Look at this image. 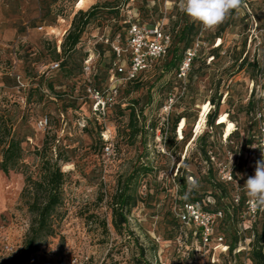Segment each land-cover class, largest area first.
<instances>
[{"label":"rangeland","instance_id":"rangeland-1","mask_svg":"<svg viewBox=\"0 0 264 264\" xmlns=\"http://www.w3.org/2000/svg\"><path fill=\"white\" fill-rule=\"evenodd\" d=\"M55 1V6L45 1L48 7L53 6L46 25L35 26L22 39L0 42V119H10L11 134L22 140L25 151L18 171L8 176L0 171V264H140L135 260L139 249L144 251L141 264H211L213 257L217 262L221 258L220 264H228L219 252L204 254L199 242L189 239L187 231L178 227L171 208L175 206L181 164L188 189H194L200 199L211 197L202 146L213 158L210 161L217 177L216 165L232 168L240 149L243 165H254L244 147L249 139L253 142L250 147H255L260 136L261 121L250 116L248 102L252 99L256 110L264 112V0H243L241 10L224 21L228 26L221 39L216 38L219 26L209 31L199 24L192 79L188 74L180 79L175 72L151 70L142 76V87L129 97L128 86L120 87L109 115L94 112L92 100L84 91V60L91 56L90 80L94 77L95 87L106 89L108 71L116 59L124 60V67L129 63V28L138 25L150 31L158 27L173 37L183 12L180 0H82L80 5V0ZM107 5L115 6L118 14H110ZM94 6L99 8L96 18L85 29L75 52L62 55L61 44L71 28L69 19ZM39 26L45 29L39 30ZM220 44L218 56L212 58L211 51ZM113 45L122 49L120 56ZM244 57L257 67L238 71L239 60ZM55 63L60 67L50 70ZM148 92L151 102L144 109V119L138 120L144 130L129 140V111L124 109L131 99ZM218 96V122L210 129L205 117L197 129L204 106H208L206 115L214 111L209 100ZM181 116L187 118L179 123L184 127V139L175 134L172 140V124ZM45 118L47 125L41 127ZM231 132L230 143L227 137ZM204 135V141H198ZM46 138L53 154L65 147L74 162L62 165L67 180L63 204L53 217V234L42 237L36 249L17 262L32 222L22 197L24 172H35L39 163L35 151L43 147ZM99 139L110 148L108 152L102 151ZM137 164L149 166L150 172L137 187L140 201L128 225L132 237L127 231L117 233L112 228L108 203L119 177L128 175ZM236 174L232 196L245 192L243 185L252 171L245 167ZM101 195L102 202L98 200ZM222 204L229 205V201ZM91 215L97 218H89ZM240 216L242 228L228 225L225 240L231 243L236 234L235 250L240 253L233 256L235 264H252V232L244 231L246 212ZM102 219L107 222V233L102 231Z\"/></svg>","mask_w":264,"mask_h":264},{"label":"trees","instance_id":"trees-1","mask_svg":"<svg viewBox=\"0 0 264 264\" xmlns=\"http://www.w3.org/2000/svg\"><path fill=\"white\" fill-rule=\"evenodd\" d=\"M105 8L108 9L110 14L117 15L118 12L115 11L116 7L107 5ZM98 7L94 6L89 11L83 12L79 11L73 18L71 23V28L64 37L63 43L61 44V53L62 55L68 56L69 54L75 52L77 46L80 43L81 37L84 34L85 29L89 24L96 18ZM236 11H233V15ZM230 15V16H231ZM228 26V21L219 25L217 30L216 38L221 39V34L225 31ZM174 27H178L175 35L168 34L164 32L170 38V44L167 50V55L160 60H155L149 63L148 67L139 73L136 78L129 81H122L117 87V97L120 94V87L122 85L128 86L126 89L127 96H130V93L138 91L142 87V76L145 73L153 70H161L162 73H171L175 72V75H178L179 68L184 60L185 54L187 51L193 49L196 44V37L199 34L200 26L198 22H193L184 12L181 13L179 21L175 24ZM173 41V43H172ZM172 44V45H171ZM221 44L211 51L212 58L218 56V50ZM245 47V44L243 45ZM98 48H102L101 45H98ZM114 54V53H113ZM195 59L191 63V69L188 73V79H192L193 69H194ZM124 60L119 61L116 59V62L113 63V66L108 71L107 77V86L109 81L110 72L114 69L116 65L124 67ZM127 64V63H126ZM128 66V65H127ZM251 66L252 68L257 67L256 63H248L247 58H241L238 64V71H241L247 67ZM60 67V65H59ZM94 77L90 80L89 85L95 87ZM106 89H99L100 91H105ZM151 88H149L150 90ZM87 83L85 84V93L87 94ZM221 96L211 97L209 102L214 106V111H210L207 115V107L204 106L203 113L201 114L200 121L198 123L197 129L205 122V117L207 119V125L210 129L215 126L216 121L218 120V110L220 108ZM151 102V93L148 92L145 96L139 99H131L128 106L124 110L129 111V123L127 138L129 140H134L142 130H144V125L139 126V118L144 119V109ZM93 105V102H92ZM248 111L250 116H255L260 112L256 110V104L252 99L247 104ZM112 112V107L106 110L105 115H109ZM186 120V116L178 117L172 124L171 133L173 135L172 140H175V134H178V127L181 120ZM185 126V125H184ZM219 126V125H217ZM222 126V125H221ZM11 121L0 119V147H1V162H0V171L8 176L11 172H16L20 169V161L24 156V149L22 148V140L11 134ZM184 129V127H183ZM183 129L181 133L183 135ZM207 135L199 137L198 141H204V138ZM233 132L227 137V139L232 142ZM260 139V136L258 137ZM184 139V138H182ZM259 139L256 141L255 145H258ZM101 149L104 151L105 144L99 139ZM253 144L252 139H249L246 142L244 149L246 152ZM51 142L48 138L45 139L43 147L41 149H36L35 155L39 159V163L36 166V170L29 175L24 172L25 175V190L22 195L25 200V205L27 211L32 216L31 226L24 242V247L22 252L17 258V262L23 261L27 258L37 247V244L44 236H49L53 234V217L57 208L61 207L63 204V187L67 180V174L62 171V165H67L73 163V157L71 156V151L65 147L59 148L55 154L52 153ZM242 148V147H241ZM201 152L204 155V160L207 166V181L209 186L212 188L211 197H205L200 199L195 196L196 191L192 188L188 189L189 186L186 184V180L183 177V164L178 168L179 175L177 176V187L178 190L173 197V203L182 207L185 204H199L201 209L205 212L216 214L218 212L222 213V218H218L213 223V234L214 236H222L226 245L228 246V251L225 255H222L226 259L228 264H235L234 255L239 254L240 251L235 250L237 244V235H235L234 240L231 243H227L225 240V235L227 233V226H239L241 229L242 220L238 219L241 212L246 211L245 203L248 199L246 192L239 194L238 203L235 202V197L237 193L233 196L232 193V184L237 182L236 171L242 170L247 167L248 170L253 171L256 168L257 160H254V165H243L241 158V149L237 152V157L235 159V165H232L234 181L232 183H223L219 180L216 174H214V168L212 162L210 161V156L208 155V148L206 146L201 147ZM182 168V169H181ZM181 170V172H180ZM236 170V171H235ZM150 172L149 166L143 164L134 165L130 173L124 177H119L117 181V186L114 190V193L110 195L109 199V210L111 213V226L117 233H122L127 231L130 236H134L133 232L129 230V216L131 215L133 209L137 207L138 202L140 201L137 193V187L141 178L147 176ZM192 178V177H190ZM189 178V180H190ZM193 179V178H192ZM193 182V181H191ZM188 192L186 193V191ZM104 195L99 197V201L102 202ZM213 203H211V201ZM225 201H229V205L222 204ZM205 202H208L206 206H203ZM174 206V205H173ZM174 208V207H173ZM173 208H171V216L174 221L178 224L180 229H185L189 239H195L198 243V236L194 234V231L190 227H184L181 222L175 217L173 213ZM241 217V216H240ZM89 218H97L94 215H91ZM102 231L104 233L108 232V225L105 219L100 221ZM259 226V229L258 227ZM245 232H252L251 243H250V261L252 264H264V209H259L254 223L247 229H244ZM237 233V231H236ZM134 243L137 242L136 238L133 239ZM194 248V246H193ZM194 250V249H193ZM195 254V253H194ZM193 254V255H194ZM144 258L143 249H139L138 257H135V260L141 264L142 259ZM221 260V258H220ZM217 262L216 264H220ZM149 264V263H146Z\"/></svg>","mask_w":264,"mask_h":264},{"label":"built area","instance_id":"built-area-1","mask_svg":"<svg viewBox=\"0 0 264 264\" xmlns=\"http://www.w3.org/2000/svg\"><path fill=\"white\" fill-rule=\"evenodd\" d=\"M246 6V5H245ZM247 11L248 7L246 6ZM250 13V12H249ZM42 30V28H39ZM129 53L130 59L127 67L116 65L110 72L109 85L107 90L100 91L93 86L89 85L90 75L92 74V58L87 57L84 60L83 71L87 77V94L93 102L94 112L100 115H105L106 110L111 108L117 97V87L122 81H129L137 77L139 73L144 71L149 63L155 60L163 59L167 55V50L170 44V38L166 35L162 29L155 27L150 31H146L138 25H132L129 28ZM199 43L196 46L187 51L184 60L179 68L178 78L185 79L192 61L195 59L198 53ZM113 48L118 55L122 52V49L113 45ZM59 68V64H52L49 69L55 70ZM172 102V99H170ZM256 117L261 121L260 124V139L258 145L250 147L246 154L254 160L258 157V160L264 159V112H259ZM41 127H46L47 119L45 118L40 122ZM110 148L106 147L105 151H109ZM212 158V157H211ZM213 159V158H212ZM218 166V178L223 183H232L234 181L233 169L227 168L224 165ZM255 174V169L252 171V176ZM190 181H193L190 178ZM239 196L235 197V202L238 203ZM246 217L248 218V225L244 229L249 228L257 218L259 209H254L249 203V198L245 203ZM175 217L181 222L184 227H190L193 229L194 234L198 236L199 249L203 250L204 254L211 252H219V254L225 255L228 251L224 238L222 236H214L213 223L216 219L222 218V213L211 214L201 209L199 204H185L179 207L175 204L173 208ZM9 250V249H8ZM215 257L212 258L211 264H216Z\"/></svg>","mask_w":264,"mask_h":264},{"label":"clouds","instance_id":"clouds-1","mask_svg":"<svg viewBox=\"0 0 264 264\" xmlns=\"http://www.w3.org/2000/svg\"><path fill=\"white\" fill-rule=\"evenodd\" d=\"M243 0H180L181 10L203 29L213 31L222 24L233 11L239 12ZM254 209H264V159L256 162L255 174L247 178L243 185Z\"/></svg>","mask_w":264,"mask_h":264},{"label":"crops","instance_id":"crops-1","mask_svg":"<svg viewBox=\"0 0 264 264\" xmlns=\"http://www.w3.org/2000/svg\"><path fill=\"white\" fill-rule=\"evenodd\" d=\"M45 1L53 6L57 4L55 0H42L40 3L35 0H0V42L22 39L35 26L46 25L47 14L52 13L53 6L48 7ZM81 2L82 0L78 2L79 5ZM75 14L69 19V24ZM62 21L66 23L65 20ZM56 22L59 23V17Z\"/></svg>","mask_w":264,"mask_h":264},{"label":"bare ground","instance_id":"bare-ground-1","mask_svg":"<svg viewBox=\"0 0 264 264\" xmlns=\"http://www.w3.org/2000/svg\"><path fill=\"white\" fill-rule=\"evenodd\" d=\"M222 119H223V120H226V119H225V115H222ZM217 122H218V121H217ZM181 128H183V124H181V126H179V129H178V131H177L178 135L180 136V139H182ZM231 128H234V125H232Z\"/></svg>","mask_w":264,"mask_h":264}]
</instances>
